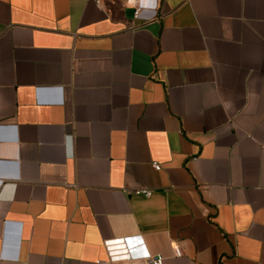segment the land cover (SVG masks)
Returning <instances> with one entry per match:
<instances>
[{
    "label": "crops",
    "instance_id": "0c3cea01",
    "mask_svg": "<svg viewBox=\"0 0 264 264\" xmlns=\"http://www.w3.org/2000/svg\"><path fill=\"white\" fill-rule=\"evenodd\" d=\"M137 4L0 0V264H264V0Z\"/></svg>",
    "mask_w": 264,
    "mask_h": 264
},
{
    "label": "built area",
    "instance_id": "2783aa9c",
    "mask_svg": "<svg viewBox=\"0 0 264 264\" xmlns=\"http://www.w3.org/2000/svg\"><path fill=\"white\" fill-rule=\"evenodd\" d=\"M100 2L101 0H96ZM123 4L129 3L133 7V16L136 17L140 12V7L137 0H121ZM155 169L161 167L159 161H152ZM137 192L149 196L152 194V189L148 187H139ZM104 246L107 251L108 261H127L128 264H163L164 255L162 253L149 254L147 251H134L139 247H144V239L140 234L127 235L122 237H113L104 240Z\"/></svg>",
    "mask_w": 264,
    "mask_h": 264
}]
</instances>
